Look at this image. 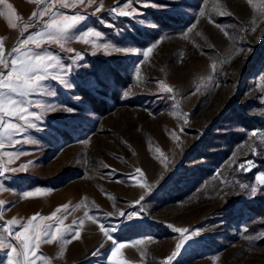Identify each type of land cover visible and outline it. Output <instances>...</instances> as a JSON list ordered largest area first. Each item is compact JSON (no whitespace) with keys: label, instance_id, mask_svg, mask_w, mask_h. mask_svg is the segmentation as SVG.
I'll return each mask as SVG.
<instances>
[{"label":"rangeland","instance_id":"rangeland-1","mask_svg":"<svg viewBox=\"0 0 264 264\" xmlns=\"http://www.w3.org/2000/svg\"><path fill=\"white\" fill-rule=\"evenodd\" d=\"M5 3L19 17H13L17 27L10 28L7 9L0 5L5 59L16 55L12 50L20 41L43 29L50 14L34 18L32 13L45 4L53 12L83 15L71 35L92 28L101 34L96 40L101 47L93 54L91 44L72 40L62 49L47 39L39 49L34 42L25 46L58 56L73 87L45 81L55 97L30 98L55 110L16 136L20 144L5 145V152L23 153L9 169L30 166L0 178V239L18 248L6 227L12 234L22 231L32 216H49L67 204L61 227L79 230L84 252L72 264H110L113 239L126 245L119 255L125 264H162L181 242L169 224L188 229L185 235L198 232L169 264H264V229L258 218L248 222L258 194L252 196L251 187L259 190L255 178L264 173V0H151L166 7L141 0H95L91 6L85 0L73 8H61L55 0ZM116 7L136 14L117 16L110 11ZM116 46L128 50L114 51ZM77 52L82 59L73 63ZM0 71H5L2 64ZM160 82L173 91H161ZM133 174L136 179H128ZM141 184L152 191L144 195ZM26 191L33 195L26 197ZM142 195L143 211L135 203ZM133 212L138 214L133 221L119 215ZM81 219L82 225H73ZM101 224L113 228L111 238ZM138 239L144 243L135 245ZM45 245L57 249L47 254L40 251ZM63 250L56 241L42 243L38 255L45 259L35 264H65ZM9 251L0 248V264H8Z\"/></svg>","mask_w":264,"mask_h":264},{"label":"snow or ice","instance_id":"snow-or-ice-1","mask_svg":"<svg viewBox=\"0 0 264 264\" xmlns=\"http://www.w3.org/2000/svg\"><path fill=\"white\" fill-rule=\"evenodd\" d=\"M32 2L40 5L44 0H32ZM55 3L59 4L61 8H73L76 5L85 4V0H55ZM95 3V0H87L86 6H91ZM145 6H149L151 0H141ZM0 5H4L7 9L8 16V26L15 29L17 25L13 23V17L19 19L16 15L15 10L11 4H6L5 0H0ZM54 6V5H53ZM152 7H166L165 5H156L151 3ZM103 4L98 6L95 11L99 12ZM127 7V5H125ZM117 16H131L135 15V9L132 12H128L125 8L116 7L110 9ZM49 20L45 22L43 29L38 30L36 33L29 35L26 39L19 42L17 47L13 48V52L16 55L13 57L9 54L10 59L4 58V52L2 46H0V64L4 66L6 71H0V178H3L5 172H18L24 171L30 166V164H21L19 168L9 169L7 165L12 163L19 156L23 155L21 152H5L3 151L5 145L20 144L19 139H15L16 136L26 132L28 129L36 128V123L34 121H42L45 112L54 111L55 108L51 105H42L38 101L32 100L30 97L34 95H45L55 97L56 93L49 91L45 86V81H58L65 89H71L73 85L69 83L65 78L67 73V68L61 63V59L53 53L45 50L42 53L34 52L31 49H26V45L30 43H35V48L39 49L41 47V42L45 39L58 43L62 49H65V45L72 40H76L85 45H92L93 54L95 50L101 45L96 43V40L101 38V34L94 31L92 28H87L86 30H81L76 35H71V30L75 29L81 21L85 20L83 15H66L59 12H53L52 6L45 4L44 8L39 12H33L32 16L34 18L43 17L48 15ZM203 15V13H201ZM0 15H4L0 12ZM25 28L29 25H25ZM158 27V25H157ZM194 27V26H193ZM191 29H189L190 31ZM104 49H108L110 46L108 44H103ZM114 51H127L126 48H121L116 46ZM66 51L71 53L73 49L68 47ZM152 52V47L144 50L142 55L144 60L149 58V54ZM82 59L80 53H76L73 58V63L76 60ZM10 64V67H9ZM137 76H139V69H137ZM159 88L161 91L166 93H171L173 89L163 82H160ZM130 93L125 92L123 95L127 97ZM75 99H80V97H74ZM39 109L38 112L30 111V108ZM65 111L68 113H74L75 109L65 106ZM15 121H20L22 123H16ZM253 136L256 135L255 132L252 133ZM173 139H178V137L173 134ZM25 143L29 141L25 140ZM160 150L157 149V152ZM255 151V149H254ZM3 157H7V161L3 160ZM160 162L165 164L166 157L160 154ZM248 167H251V161L248 162ZM240 167L243 169L245 165L241 164ZM136 174L143 177L144 173L141 169L137 168L135 170ZM130 180L136 179L135 174L128 177ZM256 182L258 185H264V173H260L256 176ZM140 187L145 189L144 195L152 191L151 186L141 184ZM2 190V186H0ZM258 188L256 186L251 187V194L255 196L257 194ZM26 197L33 195L32 191H26L24 193ZM144 195L140 197L135 203L136 205H141V211L143 207L141 202L144 200ZM80 205H77L79 207ZM3 208V201H0V209ZM69 206L63 205L57 208L51 215L46 217H38V215L32 216L28 219L27 223L21 225L22 231H18L14 234L11 233L10 229H5L11 235H13L19 247H13L11 244L4 243L0 239V248L11 249L7 254L8 264H35L37 259H45L44 257L38 255V249L42 243L51 244L56 241L62 245L70 244L73 239L79 238V230L76 227H66L62 228L61 225L64 223V219L68 213ZM58 213L62 215L58 216ZM121 217H126L128 221H133L134 218H138V214L133 213H120ZM85 217L91 220L93 223L98 222V218L90 216L87 212ZM52 221L50 224L39 225L35 223L37 220ZM16 221H9V224H15ZM84 220L74 221L73 225H82ZM130 225L124 224L123 227H128ZM169 228L174 232H178L181 235V242L176 245V251H174L171 256L167 257L162 264H169V262L177 255L182 244L191 239L193 236L198 235V232H191L189 235V230L186 228H176L171 224L168 225ZM100 230L103 232L105 237L111 238V233L113 228L111 226L100 225ZM253 239V237H249ZM144 240L138 239L135 241V245H141ZM114 245L110 264H125V261L119 259L120 250L125 248V244L118 243L116 240H112Z\"/></svg>","mask_w":264,"mask_h":264},{"label":"crops","instance_id":"crops-1","mask_svg":"<svg viewBox=\"0 0 264 264\" xmlns=\"http://www.w3.org/2000/svg\"><path fill=\"white\" fill-rule=\"evenodd\" d=\"M79 239V238H78ZM78 239H73L70 244H65L62 245L61 247H64L63 253H64V259L66 261L65 264H72L78 259H81L83 256V241L78 240ZM54 249H57L55 247H50L48 245H45L40 248V251H43L44 253L47 254H53ZM58 260L56 264H58ZM60 264V263H59Z\"/></svg>","mask_w":264,"mask_h":264},{"label":"trees","instance_id":"trees-1","mask_svg":"<svg viewBox=\"0 0 264 264\" xmlns=\"http://www.w3.org/2000/svg\"><path fill=\"white\" fill-rule=\"evenodd\" d=\"M253 208L255 212L250 213V219L248 220L249 223L255 221L254 219L258 218L259 222L257 225L261 226L264 229V185L259 186L258 194L256 195Z\"/></svg>","mask_w":264,"mask_h":264},{"label":"bare ground","instance_id":"bare-ground-1","mask_svg":"<svg viewBox=\"0 0 264 264\" xmlns=\"http://www.w3.org/2000/svg\"><path fill=\"white\" fill-rule=\"evenodd\" d=\"M2 214H3V213H2ZM1 218H2L4 221H6V218H5L4 216H2ZM3 220H2V221H3ZM6 224H8V223H6ZM2 228H3V227H2ZM5 229H8V227H6ZM7 233H8V232H7ZM15 241H16V240H15ZM15 243H16V242H15Z\"/></svg>","mask_w":264,"mask_h":264}]
</instances>
